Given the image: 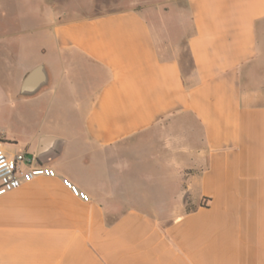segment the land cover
Wrapping results in <instances>:
<instances>
[{
    "label": "crops",
    "instance_id": "1",
    "mask_svg": "<svg viewBox=\"0 0 264 264\" xmlns=\"http://www.w3.org/2000/svg\"><path fill=\"white\" fill-rule=\"evenodd\" d=\"M116 1L2 35L0 264H264V0Z\"/></svg>",
    "mask_w": 264,
    "mask_h": 264
},
{
    "label": "rangeland",
    "instance_id": "2",
    "mask_svg": "<svg viewBox=\"0 0 264 264\" xmlns=\"http://www.w3.org/2000/svg\"><path fill=\"white\" fill-rule=\"evenodd\" d=\"M64 1L65 0H0V44L3 41V33H47L46 31L38 32L33 30L23 32L24 30L22 29L25 26L32 27L33 24L40 21L41 17L43 19L55 2L63 3ZM76 1L77 0H69V4L75 5ZM96 4L98 8L105 6L104 9L101 8V10H116L124 5L116 0H97ZM33 18L37 19L35 23L33 22ZM42 22L43 21L40 23ZM15 40V37H11L8 41L11 42Z\"/></svg>",
    "mask_w": 264,
    "mask_h": 264
},
{
    "label": "built area",
    "instance_id": "3",
    "mask_svg": "<svg viewBox=\"0 0 264 264\" xmlns=\"http://www.w3.org/2000/svg\"><path fill=\"white\" fill-rule=\"evenodd\" d=\"M37 177H55V172L47 167L33 166V159L26 153L8 155L0 142V197L20 188ZM63 184L83 201L86 195L79 193L68 181Z\"/></svg>",
    "mask_w": 264,
    "mask_h": 264
},
{
    "label": "water",
    "instance_id": "4",
    "mask_svg": "<svg viewBox=\"0 0 264 264\" xmlns=\"http://www.w3.org/2000/svg\"><path fill=\"white\" fill-rule=\"evenodd\" d=\"M46 82V75L42 67H37L26 76L22 83L20 92L22 95L35 93L44 87Z\"/></svg>",
    "mask_w": 264,
    "mask_h": 264
}]
</instances>
